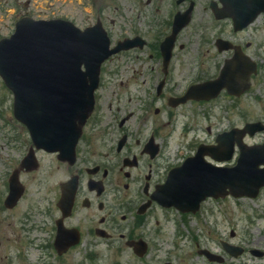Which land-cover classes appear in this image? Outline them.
Listing matches in <instances>:
<instances>
[{
	"label": "flooded vegetation",
	"instance_id": "obj_1",
	"mask_svg": "<svg viewBox=\"0 0 264 264\" xmlns=\"http://www.w3.org/2000/svg\"><path fill=\"white\" fill-rule=\"evenodd\" d=\"M79 1V8L74 19L75 23L82 24L78 26L87 28L99 22L108 34L112 46L117 44L134 46L118 55L131 54L128 56H132L134 54L141 56L142 54V56L159 58L162 56L160 44L172 34L175 24H181V29L175 35L171 55L176 56V51L184 48V45L179 44V42L181 37L186 34L196 14H198V20L204 28H211L213 25L220 28L224 24V29L215 36L211 43L215 53L221 56V60H218L219 56H215L216 71L210 75L205 74L202 79L190 81L182 92L179 94L171 93L165 98L162 91L164 90L166 93L167 78L170 76L169 65L164 69L161 63L160 69V64L156 63L158 65L156 68L157 75L153 79L152 85L154 91H157L156 89L162 90L159 96H155L156 100L165 99L168 102L171 96H181L193 84L214 80L220 75L224 65L237 54L240 56L237 57L240 68L235 70V73L242 77L249 76V89L238 97L231 96L227 89H222L214 99L200 102L191 101L190 103L198 106L219 105L221 97L231 100L239 99L254 85L258 76L259 65L251 57L255 56V53L249 52L250 42L241 39L239 35L247 31L251 25L256 24L259 17L264 16V13L258 15L245 30L235 32L232 28L231 19H217L216 11L225 7L223 0ZM30 5V0H0V13H5L6 17V20H3L0 14V25L4 23L1 26V33L3 34V29H7L8 32L15 21L28 16L25 13ZM228 26L231 29V37H224L225 34H228L225 30ZM203 37L207 36L204 35ZM218 39L226 41L228 44L218 45ZM208 41L207 38H203L204 49L207 48ZM204 59L207 61L208 57L205 56ZM202 64H200V69ZM255 65L256 70L254 71ZM153 69L154 67L147 69L149 72V77L146 79L148 89H150L148 82L152 77L150 72ZM236 81L239 82V79ZM151 102L152 100L137 101L134 106L116 107L115 112L121 113L120 116L116 114L102 116L100 114L101 109L95 107L76 146L74 163L59 161L56 155H50L54 157L56 169L61 170L63 174V179L57 182L54 192L57 211V215L53 219L54 231H56L55 224L59 221L64 229L79 235L80 244L86 238L90 241L92 238L96 240L118 237L124 241V244L130 240L142 239L149 246L154 229L160 225L159 218L164 221L168 220L175 212L173 209L160 207L151 199V195L164 182L166 172L194 155L199 145H203L206 151L207 147L213 148V157L205 155V159L214 166H235L241 148L246 147L249 156L253 157L255 153H258L259 167H264V112L259 115L260 118L251 117L242 126H231L226 130L215 132H211L208 127L206 128V135L209 138L197 140L191 146H189L190 144L187 146L183 144L170 153L166 140H168L171 132L169 131L168 135H161L162 128L170 126V121L166 120L160 128L157 119L149 116ZM180 107L174 109L178 110ZM171 111L173 110L171 109ZM208 114L204 113V116L210 120ZM246 124L251 126L247 133L241 136L239 130ZM191 129L194 133L198 130H194L193 127ZM231 129H236L237 132L222 138V134ZM228 146L232 148L231 159L223 164L217 163L216 159L227 156ZM28 147L29 144L26 147L27 150ZM188 147L189 151H187ZM37 153L46 155L41 151ZM72 193H74L73 199L69 206L68 198L63 202L62 196L66 194L69 197ZM240 201H250L257 204V211L249 208L251 214L247 217L264 219V187L253 199L230 196L223 200L209 198L200 207L198 214L206 211L205 204L208 202H231L236 208ZM210 213H214V211H210ZM187 216L190 217L191 215L187 214ZM209 225L208 231L216 232L221 223L215 218V223L212 225L209 222ZM202 232L204 233L203 229ZM241 232L244 233V236L251 238H243L238 241L237 232L231 229L227 239H219L221 264L226 261L240 263L246 254L253 259H255L253 256L260 257L261 259L255 261L264 264V230H259L260 234L253 236L250 235L249 230L242 229ZM234 239L238 243L234 242ZM89 241L87 242L89 243ZM223 245L239 247L241 254L234 257L235 251L227 252L223 249ZM253 250H255L254 253Z\"/></svg>",
	"mask_w": 264,
	"mask_h": 264
},
{
	"label": "rangeland",
	"instance_id": "obj_2",
	"mask_svg": "<svg viewBox=\"0 0 264 264\" xmlns=\"http://www.w3.org/2000/svg\"><path fill=\"white\" fill-rule=\"evenodd\" d=\"M30 1L31 5L25 14L36 19L64 18L72 22L80 3L79 0ZM0 14L3 20H6L5 13ZM3 24L0 25V37L7 34V29H3V34L1 33ZM223 27L224 24L220 28L214 25L211 28H204L196 14L179 42L184 45V48L176 51V56H172L169 64L170 76L167 78L165 97L171 93L182 92L190 81L202 79L205 74L210 75L216 71L215 56H219L218 60H221V56L215 53L211 43L224 29ZM225 30L228 34L224 37H231L230 27H226ZM204 35L207 37H203ZM239 37L250 42L249 52L255 53V56L251 57L259 65L254 85L244 96L236 100L221 97L219 105L192 106L188 104L175 110L172 117L168 114L169 108L165 99L155 101L149 115L156 118L159 124L170 120L173 125L163 127L161 131V135H165L171 130V137L166 140L170 153L181 144L180 137L185 134L182 130L183 126L198 129L196 133L194 131L186 133L187 142L183 140L186 146L187 144L191 146L197 140L209 138L206 135L208 127L211 132L226 130L231 126H242L251 117L260 118L259 115L263 114L264 16L259 17L258 22L241 33ZM203 38L209 40L206 49L203 47ZM128 55L131 54L113 56L102 66L100 77L102 88L97 93L99 97L97 106L101 109L102 116L111 114L120 116L121 113L115 112L116 107L134 106L139 100H146L148 96L151 100L153 97L152 84L157 75L156 68H158L156 63L160 64L161 69V59L156 56H142V54L141 56ZM205 56L208 57L207 61L204 59ZM201 63L203 64L200 69ZM152 67L154 69L150 72L152 77L148 82L150 87L148 89L147 69ZM0 89V96L4 98L0 103L2 114L0 117V264H162L167 261L174 264H207L197 254L196 244L215 252L220 250L219 239H227L231 229L237 232L238 241L251 238L244 236L242 229L249 230L251 236L260 234L259 230H264V219L247 217L251 214L249 208L257 211V204L240 201L235 208L231 202H208L205 205V212L197 217H187L186 223L182 222L177 214H172L170 220L164 221L159 218L160 225L154 229V234L150 237L148 253L141 259L137 258L118 237L90 241L86 238L76 248L63 255H57L52 247L54 231L51 213L54 211L51 204L57 182L63 179V174L61 170L56 169L52 156L39 155L38 169L20 174V181L27 190L13 209L5 210L3 205L1 206V201L7 194L6 181L13 169L18 167L19 160L26 153L28 143L27 131L11 115L12 95L4 88L1 79ZM155 109L159 110L158 115H154ZM204 113H209L210 120L204 116ZM9 138H17L16 147L10 145ZM49 208V212H44ZM215 218L221 226L218 231L209 232L204 223L210 226L209 222H211L213 225ZM234 242L238 243L235 239ZM224 264H261V262H256L246 254L240 263L226 261Z\"/></svg>",
	"mask_w": 264,
	"mask_h": 264
},
{
	"label": "water",
	"instance_id": "obj_3",
	"mask_svg": "<svg viewBox=\"0 0 264 264\" xmlns=\"http://www.w3.org/2000/svg\"><path fill=\"white\" fill-rule=\"evenodd\" d=\"M223 3L225 7L216 14L221 15L219 18L231 17L235 30L243 29L264 11V0H223ZM172 44L173 38L165 44L168 49L163 52L165 66ZM120 50L119 46L109 50V39L101 28L95 26L82 31L64 20L25 18L16 24L9 38L0 41V77L13 93L15 119L27 127L36 148L58 152L63 158L74 155L81 127L93 109L100 66ZM237 56L225 64L215 81L191 87L179 101L216 95L223 87L231 94L244 92L248 88V75L238 91L231 89L240 76L235 73L240 68ZM249 127L247 124L240 132L245 134ZM201 158L199 149L197 157L176 173L177 188L185 190L189 199L173 198L165 189L158 196L159 201L182 211H186L185 207L195 211L208 196L219 197L230 192L238 197H253L264 185V168L259 169L256 156H249L247 151H242L238 164L232 168H212ZM22 193L23 187L15 172L10 179L7 207L14 206ZM77 242L75 236L59 237L55 245L58 253H62ZM134 252L142 257L146 252L145 243L134 242Z\"/></svg>",
	"mask_w": 264,
	"mask_h": 264
}]
</instances>
